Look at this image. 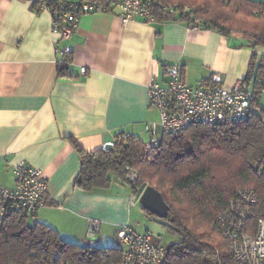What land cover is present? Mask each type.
<instances>
[{"label": "crops", "instance_id": "1", "mask_svg": "<svg viewBox=\"0 0 264 264\" xmlns=\"http://www.w3.org/2000/svg\"><path fill=\"white\" fill-rule=\"evenodd\" d=\"M66 46L73 48L72 63L60 75L58 51ZM254 53L257 67L264 46L252 47L240 35L184 20L124 23L117 10L83 14L72 35L61 36L52 15L35 3L0 0V185L15 186L18 163L41 168L48 192L36 218L66 241L98 247L125 225L137 231L147 212L131 204L130 182L113 177L109 187L94 190L76 185L81 162L73 141L86 151L120 133L146 142V123L160 117L149 84L155 78L164 85L173 63L183 66L188 85L219 75L227 89L242 81L254 90L262 81L255 73L247 79ZM260 97L253 111L264 121V88ZM93 220L100 230L91 238Z\"/></svg>", "mask_w": 264, "mask_h": 264}, {"label": "trees", "instance_id": "2", "mask_svg": "<svg viewBox=\"0 0 264 264\" xmlns=\"http://www.w3.org/2000/svg\"><path fill=\"white\" fill-rule=\"evenodd\" d=\"M157 1L153 7L155 19L184 20L192 25L199 18L201 26L223 36L240 35L252 47L264 46L263 0ZM187 2L197 4L195 9H186L183 4ZM161 4L178 7L170 12ZM255 58L256 53L247 79L253 73L261 76L262 81L256 82L254 89L260 94L264 88V57L257 67ZM69 66H58L59 74H67ZM115 138L114 147L92 151L73 141L81 162L76 185L86 190L107 188L117 177L130 182L135 194L152 185L170 206L168 215L162 218L164 224L180 237L167 246L168 256L163 264H235L219 216L237 191L245 187L254 188L258 196L246 234L255 231L264 213L262 116L252 109L234 123L192 124L163 134L161 144L150 153L145 152L144 142L136 135L120 133ZM127 168L138 173L134 185ZM56 254L60 255L61 263L70 264H112L122 258L120 248L66 241L55 228L34 215L14 213L0 219V264H28Z\"/></svg>", "mask_w": 264, "mask_h": 264}, {"label": "built area", "instance_id": "3", "mask_svg": "<svg viewBox=\"0 0 264 264\" xmlns=\"http://www.w3.org/2000/svg\"><path fill=\"white\" fill-rule=\"evenodd\" d=\"M35 3L40 11H48L53 18V31L61 36H71L76 30L81 15L92 12L117 10L124 23L142 19L152 21L154 4L157 0H27ZM164 10L173 12L177 7L161 4ZM264 10V3H263ZM255 13H258L255 11ZM201 20L195 18L192 27L199 28ZM71 46L58 51V66L65 67L72 63ZM81 72L87 73L82 67ZM167 77L163 85L152 78L148 93L152 106L160 114L159 120L146 123L149 138L144 142L145 152L161 144L166 133L177 132L192 124L234 123L247 116L258 105L260 94L254 92L242 81L227 89L219 75H213L210 84L188 85L184 69L180 63H173L165 68ZM117 138L107 140L102 148L114 147ZM15 186L0 185V219L14 213L36 216L44 204L48 192V180L41 168L23 161L15 165ZM129 178L134 185L138 173L127 168ZM261 174V170L258 172ZM142 190L134 194L131 204L139 202ZM258 203L254 188L239 189L229 201L228 208L219 216L222 232L229 242V249L234 255L235 264H264V213L259 217L255 231L245 233L247 221L253 216V207ZM100 230L98 221L90 222L88 235L94 238ZM118 239L123 243L122 258L112 264H163L168 256L165 245L153 241L152 236L140 233L125 225L118 232ZM107 253V252H105ZM60 255L52 258L43 257L40 261L28 264H70L61 263Z\"/></svg>", "mask_w": 264, "mask_h": 264}, {"label": "rangeland", "instance_id": "4", "mask_svg": "<svg viewBox=\"0 0 264 264\" xmlns=\"http://www.w3.org/2000/svg\"><path fill=\"white\" fill-rule=\"evenodd\" d=\"M259 1H262V0H259ZM196 3H200V2L198 1ZM183 5L186 9L194 10L197 4H189L187 2ZM139 206H141V204H139ZM137 232H140V233L141 232H147L152 236V239L154 242L165 245V246H169L172 243L177 242L180 239V237L177 234L172 232L164 224V221L162 220V218H160L156 215L153 216V215H150L147 213L145 214V216L142 217L141 224L137 228ZM222 234H223V232H222ZM223 236L226 239L224 234H223ZM98 244H99L98 247L107 248V249L118 248V247L122 248L124 246L123 243H121L120 240L118 239V233L115 230L113 232H111L110 234L106 235V241H104V243L99 242Z\"/></svg>", "mask_w": 264, "mask_h": 264}, {"label": "water", "instance_id": "5", "mask_svg": "<svg viewBox=\"0 0 264 264\" xmlns=\"http://www.w3.org/2000/svg\"><path fill=\"white\" fill-rule=\"evenodd\" d=\"M139 202L143 208L160 218H165L170 210V206L164 199L163 194L152 185H148L144 188L140 195Z\"/></svg>", "mask_w": 264, "mask_h": 264}]
</instances>
